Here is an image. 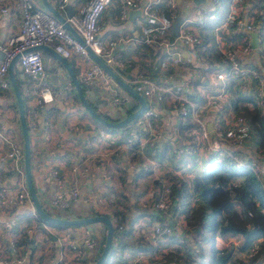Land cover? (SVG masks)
<instances>
[{"label":"built area","instance_id":"2783aa9c","mask_svg":"<svg viewBox=\"0 0 264 264\" xmlns=\"http://www.w3.org/2000/svg\"><path fill=\"white\" fill-rule=\"evenodd\" d=\"M112 1L114 2L115 0H84L73 12L66 16L65 20L78 34L81 39L80 42L67 31L62 22L48 11L39 8L35 0H15V6L18 8L20 18L18 30L9 34L5 41L0 42V51L2 52L0 56V91H3L5 96H10L12 93L7 75V67L11 59L16 54H19L16 59L17 65L26 80L25 90L29 89L31 92L28 104L24 106L25 124L33 156H38L42 162V166L40 167L42 170L40 174L42 176L38 177L54 180V188L48 199L41 198L40 194L35 190L41 208L52 216H56V212L59 209H65L69 213L72 203L79 199V189L74 185L68 187V180L76 184V182L90 173L93 169L92 166H97L94 162L96 158L108 160L111 153L117 150V148L113 146L112 137H105L101 131L96 135L97 132L95 130L80 131L76 126H73L74 128L69 130L68 127L71 125L70 121H68L59 132H64L65 136L69 133L73 136V149L66 151L61 148L60 140L62 139V133H59L58 141L55 140L53 143L55 147L50 153L51 156L55 155L56 159L43 152V148L45 147L42 146V142H46L49 136L54 137L50 131L53 125L48 120V116L43 118L41 126L38 125L37 118L43 108L42 102H53L54 94L44 71L39 50L29 49L39 45L50 47L65 59L73 55H79L84 58L88 63L84 67H78L77 75L81 85H89L95 77H98V86L103 92L108 107L117 113L125 112L127 109L132 108L133 105L127 99L121 87L103 72L98 64L90 59L86 47L103 59L131 87L135 90H137L136 88H140V94L145 99V103L146 99L150 97L159 101L166 94L168 102H175L174 111L178 117L175 129L179 128L178 126L182 124L183 120L192 123V126L189 129L184 128L185 130H182V133L185 135L186 133H195V138L200 143L197 154L198 160L201 156L204 157L203 154L206 155L209 152L216 153L220 157H226L234 166L248 167L261 180L263 168L260 167L258 162L250 161V164H246L239 159L241 155L232 152L240 146L246 147L248 145L244 135L247 119L241 110L238 112H226L224 105L228 104L227 99L229 97L234 95L235 98H239L241 90L252 86L253 91L251 94H253L255 106L259 109L264 108V75L260 74L255 67L249 66V61L246 58L252 51H256L264 66V47L259 46L263 42L261 34H264V0H250L251 2L248 3L250 7L244 12L241 10V5H245L244 0L242 4H239V0H227L226 5H222L223 0H209V8L204 12L194 16H187L184 19L181 18L177 34L175 36L171 35L172 38L167 37L166 34L170 29V20H174L176 17V0H152L142 6L139 4L140 0H118V18L120 20L126 19V8L141 7V24L144 29H142V35L139 38L137 36L132 37L131 35L119 34L113 36V39L105 40L99 36L98 20L103 10ZM66 4L67 0H55V8L58 11L63 10ZM164 4H166L169 12H167L168 16L167 14H160L161 7ZM8 10L9 6L5 4L0 5V17L7 15ZM239 13L240 15H238ZM222 14L224 16H221ZM204 15L208 16L203 17ZM195 27L201 29L210 27L211 30L208 33H210L211 38L208 40L202 39L200 34L195 31ZM251 33L257 36L255 44L259 47L252 45ZM236 35H241V38L239 41L234 42L236 40L234 36ZM132 40H142L144 43L158 48L167 56L169 64L175 70L171 68V71L166 72L158 81L144 77L139 72L136 64H132L127 74H125L122 71L125 64L115 58L111 50L117 44H124ZM211 44H214L216 51L220 55V62L223 68L200 73L196 71V68H200L202 62L208 58V48ZM182 50H187V52L192 54V62L186 61ZM238 55L239 57H237ZM189 64L191 65L188 66ZM174 78H177L179 81V86L176 89L170 84ZM198 81L199 83L219 81V84L216 85L215 92L212 94L204 90L205 93H198L200 100H196L189 97V94L194 92L195 89H198V91L202 90L201 84H198L199 87L193 90L191 88L193 85L196 86ZM70 85L71 83L66 81L65 86H67V90L71 88ZM210 87L212 88V86ZM36 89L39 99L34 94ZM247 100L249 99L247 98ZM248 103L251 104L250 102ZM239 104L242 105L243 103ZM14 105L13 102L9 101L5 107H0V161L9 160L12 178L15 180L19 178L20 182L17 184L19 189L14 195L5 198L0 197V204L4 203L6 206L22 204L23 202L30 204V221L24 227V230H22L20 237L22 235L32 236V233L35 232L39 225L44 228L47 235H52V241H57L59 238L62 241L63 239L67 241L63 247L54 243L60 251L52 256L50 264H58L59 261L63 262L62 264H92L98 256V250L103 243L99 228L83 230V234L79 237L81 241L80 245H84L87 250H95L97 252L95 259L91 260L87 259L79 247H77L79 246V241L77 243L71 237L70 228L67 227L59 230V227L42 223L35 213L27 189L22 181L24 177L23 156L19 134L13 132L11 129H6L2 124L17 118V109L16 105ZM209 107L215 111V116L210 123L212 128L210 131L207 129L203 118L204 111ZM148 109L147 107L143 112L145 115L152 113ZM141 117L136 120V123L139 122L138 125L140 127L149 130L147 132L149 137L148 144L143 146L156 148L154 142H157L159 139V132L157 130L152 132L145 124L146 120H142ZM262 120L264 121V116ZM143 132L138 131L136 132L137 135L133 137L118 133L121 135V138L115 141V146L123 147V145H127L129 148L134 149V152H142L143 146H140L142 142L140 141L139 143L137 136ZM78 140L82 142L83 149L76 147L75 143H78ZM219 140H223L225 144L223 145ZM180 143L182 146L179 147V153L188 151L186 145L188 141L181 138ZM128 147L125 146L126 150H130L133 153V150ZM85 148L86 150H84ZM202 148L206 149L205 152H202ZM250 150L242 154L245 157V161L248 157L252 156ZM144 153L147 155L145 151ZM144 153L142 152L144 159L149 163H153ZM118 155L117 152L113 157ZM204 161L203 170H206L210 165L206 159ZM59 169L62 170V175H59ZM79 172H81L78 176L79 179H73L75 174ZM81 176L83 177L80 178ZM153 179L156 182L154 188L145 191L136 202L140 205H146L149 213L133 224V232H135V236L139 242L142 240L143 242L151 243L154 247L156 245L167 247L166 251L160 253V264H179V259L177 261L175 252L177 243L176 241L170 242L167 238L173 235V237L180 241L178 235L175 234V230H180L185 221L181 222L182 212L178 202L176 204L170 197L172 180L162 175L155 167ZM115 197L114 194H109L106 196V199L103 197L102 192L97 191L91 201L93 204L91 210H98L99 214L106 215L110 223L113 224V230L115 228L117 232H121L124 229L120 223L122 208L111 204V201ZM84 199L87 200L86 197ZM193 202L194 198L191 200V203ZM109 204L112 207L110 209H108ZM71 215L73 214L71 213ZM8 225L10 228L12 223L9 222ZM97 231L99 232V238L96 235L93 238L91 233L96 234ZM40 233L41 235L43 234L42 231ZM39 240L42 245H50L44 239L40 238ZM140 244L143 245L144 243ZM229 247L231 255L236 246L230 245ZM258 248V241L253 242L249 246L246 256H251ZM10 249L13 260L9 259V257L5 259V256L1 253L0 264H10L11 261L16 264H22L23 257L17 256V247L14 245ZM170 252L172 254L168 256ZM145 255L146 251L132 253L122 251L121 254L118 248H113L106 253L102 264H113L115 261L118 264H147L144 261ZM243 255L245 256L244 253ZM63 256L66 257L65 263L62 261ZM166 256L168 257L166 258ZM122 257L126 261L123 260L122 262ZM112 259L113 263H111Z\"/></svg>","mask_w":264,"mask_h":264},{"label":"crops","instance_id":"0c3cea01","mask_svg":"<svg viewBox=\"0 0 264 264\" xmlns=\"http://www.w3.org/2000/svg\"><path fill=\"white\" fill-rule=\"evenodd\" d=\"M48 1L55 7V0H48ZM83 1L84 0H67V4L65 5L64 9L58 12L65 19L66 16L70 14L71 12H73ZM150 1L152 0H140L139 4L140 6H142L145 3L150 2ZM35 2L39 8L43 9L39 0H35ZM3 4L9 6V10H8L7 15L0 17V42L5 41V39L9 36V34L16 32L18 30L19 21H20L18 8L15 6V0H0V5H3ZM118 5H119L118 0H115L114 2L112 1L110 4L106 6V8L101 13L99 20H98L99 36L101 37V39H105V40L113 39V36L119 35V34L131 35L132 37L133 36L138 37L139 31L142 34V29H144V27L141 24V7L139 6L138 8H133V9L126 8V14H127L126 19L120 20L118 18V11H119L117 10ZM241 7H242L241 9L242 12H244L247 8L250 7V5L245 4L243 6L241 5ZM208 8H209V0H198L197 2H193V0H176L175 1L176 17L180 16L183 19L187 16H194L196 14L204 12ZM161 12H164V10L161 9ZM168 13H166L167 16H168ZM221 16H224V14H222ZM170 21H171L170 22V32H171V23L173 22V20H170ZM210 30H211L210 27L202 28V29L195 27V31L198 32L199 34H202L203 32L208 33ZM250 37H251V43L254 44V46H256L255 39L257 36H254V34L251 33ZM235 41H238V40H234V42ZM259 46L264 47V43L262 42V44ZM259 46H256V47H259ZM182 51H183V56L186 59V61L189 63L192 62L193 60L192 54L187 52V50H182ZM111 52L115 58L125 57L127 60L133 61L132 64H136L139 72L144 77L153 79L156 81L160 80L166 72L171 71V68H174L173 66L169 64V60L165 54H163L158 48L144 43L142 40H132V41H127L124 44H117L116 47L111 50ZM215 52L217 51L215 50ZM39 54L43 62V67H44V71L46 73L47 79L49 80L50 83L54 84V86L58 87L59 89L63 87L65 81H69L71 85L73 86V83L66 69H64L60 61L51 52L47 50L39 49ZM237 57H239V55ZM246 58H247V61L251 62L254 66H256L258 71L262 73V75H264V66L262 65L261 58L259 57L256 51H252ZM207 59L202 62L201 67L205 68L207 66V61L208 62L210 61L209 54H208ZM215 61L216 59L212 60V63ZM66 62L68 66L71 68V71L74 73L77 79H78L77 75H78V69H79L78 67L79 66L84 67V65L88 63L84 58H82L79 55H73L70 58H67ZM122 62L125 64V66L129 65L125 63L123 60ZM191 64H189L188 66H190ZM198 69L199 68H196V71H198ZM12 75H13V78L16 84L20 88L21 96L24 97L26 95L25 94L26 93L25 77L20 72L16 60L12 67ZM98 79H99L98 77H95L91 81V85L89 84L88 86H89V91L91 92V96H94L97 100H101L102 96L98 93L100 90V87L98 86V81H99ZM178 82H179L178 79L174 78L170 82V84L176 89L178 88L177 87ZM202 83L204 82H200V83L199 81L197 82V84H202ZM81 87L83 88L84 92L87 91L86 87L83 84L81 85ZM138 89L139 91L138 90L137 91L140 93V88ZM263 90H264V86H263ZM194 92H196L197 94L201 92L205 93L201 89L200 91L196 89L194 90ZM214 92H215V87H212L210 93L212 94ZM126 97L132 103L133 107L137 106V102L133 97L129 95H126ZM59 99H60L59 97L56 98V102L53 103L55 104L54 106L45 105L39 112V115L37 118L38 125L41 126L42 125L41 121L43 120L44 117L46 116L53 117L54 115L58 114L57 112H60V115L58 114V118L56 119L57 122L53 124L55 131H51V134L54 135V137L49 136V139L45 142V146H44L45 148H43V152L48 155H50L51 151L55 147L53 143L55 142V140H57L59 136L58 131L62 128V126L66 122L74 121L77 124H82V125L87 124L90 126H93V125L95 126V124L92 122L93 118H91L88 115V113L85 112L76 101L74 102L69 101L71 104L69 107H66L65 109L60 104L61 100ZM149 99H150L151 106L156 113V118H153L149 121V128L151 131L157 130L159 132L160 137L157 140L156 144H158V146L160 147L162 151L166 150V153H163L164 157L163 158L161 157V159H155L144 153L145 156L150 158V160H152L153 163H149L148 161L144 159L142 155H139V156H135V157H138L136 161L139 164L138 166H136V162L133 161L131 157H129L127 154L120 153L118 156L112 158V162L109 165L107 164L106 161L105 163L101 161V163L98 166L96 167L92 166L93 170L90 176L85 177L84 179H82V181L81 180L78 181L80 183L78 187L79 188V199L72 203V209H70L72 211L73 217L85 218L86 211H87L86 209L91 207V204H90V201L88 203L82 202L81 198L89 196V200L92 201L93 189L95 188L103 189L104 195L114 194L116 196L117 194L118 198L120 199L125 198V196H127V198L130 196L137 197L138 192L136 189L133 192L132 191L133 188L137 186H141V187L148 186L152 182V179H153L154 167L157 168L158 171L164 172V173L165 172L168 173V166L170 167L169 170L171 171L179 167L176 161L172 162L173 164L172 163L167 164L168 163L167 158L170 157V155L168 154L169 153L168 148L170 150L172 149L171 148L172 145L174 147H178L182 145L180 143L179 137L175 133V128H173V126L170 125L169 123V119H171L172 124H177L178 117L176 116L174 109L171 108V106H169L170 102L167 101L168 100L167 95H165V100L162 102H157L156 100H154L153 97H150ZM149 99H146V102ZM0 103L3 104V100L0 99ZM91 104L95 106L96 107L95 110L97 109V111L100 113H104L107 110L105 107L98 108L96 104L93 102H91ZM236 106L240 107L243 105L236 104ZM63 113L64 115L62 117L61 114ZM111 114H113V112H111ZM259 114L262 117L264 116V108L259 109ZM214 116H215V111L212 110L210 107L204 111L203 118L208 127H209V124L211 123V120L214 118ZM2 124L5 127H8L9 129H11L13 132H16L20 135L19 125H18L19 124L18 115H17V118L14 119L13 121H10V122L6 121V123L4 122ZM247 126L248 124L246 122L244 135L246 137V142L248 143V145L246 147L240 146L236 148L238 151L243 152V154L246 153V151L251 149L252 147L250 139L247 138V136H249ZM123 128L125 131L130 132L132 130V125L128 124ZM178 130H181V129L178 128ZM61 137H62L61 140H63L64 144L69 142L70 138L68 136L61 134ZM174 150L176 149L174 148L173 151ZM145 152L149 153L148 151H146V148H145ZM203 156L204 158L209 157V153H206V155L203 154ZM259 156H260V153L257 151H254L252 152V156L250 158L248 157L246 160H249V161L252 160V161H256L259 163V165L263 168V173L261 176L263 179L264 178V160H262V158L261 160L258 159ZM50 157L55 158V155L54 156L50 155ZM113 159L118 164L121 162L118 173L113 172ZM128 159L131 160V163L128 162ZM211 159L212 158L209 157L210 161H212ZM41 166H42V162L39 163L38 156L31 157L30 172H31L34 190H36L40 194L41 198L48 199L49 195L51 194V191L54 188V180L46 179L43 177L42 178L38 177V176H42L40 174V172L42 171L40 168ZM209 168L206 170H203V169H200V167H198L196 168L195 174H201L209 170ZM22 181L24 182V178L22 179ZM19 182H20L19 178L17 180L12 178V173L10 172V169H9V160L5 159L3 161H0V197L5 198V197H11L12 195H14L15 192L19 189L17 185ZM124 185L125 187H123ZM129 190L132 191L133 193H131ZM233 204L235 203L232 202V205ZM129 206L127 207L125 206L127 211L129 210L128 209ZM129 213L135 214V212H131V211H129ZM68 215L69 213L67 212V210L65 211L64 209H59L56 212V216H59V217H68ZM30 217H31L30 204L27 202H23L22 204H16V205L13 204L11 206H6L4 203L0 204V223L2 221H7V222L12 223L10 227L11 231H10V228L8 229V232H6L5 229H0V254L2 253L4 256L10 255L9 258L13 257L12 253L10 252L11 251L10 242H12L13 240L14 242L17 241L20 244L19 246L15 244L14 245L17 247L16 254L19 257H23L22 264H26L28 260L27 257L29 255V252L33 258L40 256L43 261L42 264H50L52 256L57 253V248L54 247L51 250L50 248L47 247V244L46 245L40 244L39 239L41 236L40 232L42 230L39 227H37L35 232L32 233V236H30L33 242L35 241L33 250L30 251L26 245L21 246V243H20L21 238H19L20 230L23 229V227L25 226V223L30 221ZM87 226L88 225L86 226L81 225V227L78 226V227H75L74 229H71V237L74 238L77 241V243L78 241H80L79 237L81 236L82 231L88 229ZM96 226H98V224L96 223L92 225V227H96ZM98 228L101 229L100 226ZM95 235L99 238L98 231L96 232ZM220 238H221L220 236H216L214 238V244H216L217 241H221L219 240ZM125 241L128 244H131L132 247L134 248L125 247L124 251H127L129 253L146 251V255L144 256V261L147 264H160V253L162 251L164 252L167 250L166 246L161 247V246L156 245L154 247L149 242H145L143 246L140 244L139 241H137L136 236L134 235L132 236L131 234L130 236H128V238ZM81 247L83 249L82 252L85 257L91 260L95 259L96 257L95 250H86L85 249L86 247L84 245H81ZM10 264H16V263L11 261Z\"/></svg>","mask_w":264,"mask_h":264},{"label":"trees","instance_id":"16d2710c","mask_svg":"<svg viewBox=\"0 0 264 264\" xmlns=\"http://www.w3.org/2000/svg\"><path fill=\"white\" fill-rule=\"evenodd\" d=\"M226 1L227 0H223L222 5H226ZM249 2L251 1L249 0ZM118 8L119 6H117V10H119ZM161 9L166 13L168 12L167 7L164 5ZM164 12H161L160 10V13L166 15ZM141 35L142 34L139 31L137 38L141 37ZM166 36L172 38L170 29ZM200 36L204 40L211 38L210 33L205 32L200 34ZM234 37L239 41L241 35H236ZM215 50L214 44H211L208 48V54L210 55V53ZM117 59L121 61L123 60L125 63L129 64L122 70L124 73H127L132 66L133 61L127 60L125 57H118ZM248 65L256 68L251 62H249ZM218 68H223V65L220 62V55L213 63L212 60L209 62L207 61V66L205 68L200 67L198 72L204 73L205 71ZM201 85L203 89L206 86L205 83H202ZM252 91V86L250 88L246 87L240 91L239 97L242 96L248 98L249 100L247 101L255 106V103L253 102V94H251ZM189 97L200 100L196 92H191ZM235 99L237 98H235L234 95L229 97L227 99L228 104L231 106L232 104L235 105V109L233 108L234 112L241 110L242 113H244L248 121V135L250 136H247V138L250 139V141H253L257 146L256 149H258V152L260 153V158L258 157V159L261 160L262 158V160H264V121L259 114V108L255 106L250 109L245 105L237 107ZM101 115L102 117L109 119L106 114L101 113ZM191 126V122L183 120L182 124L178 127L181 130H185L184 128L189 129ZM107 128L110 129L112 127ZM250 131L252 132L251 134ZM154 144L156 148L146 146V151L149 152L147 155L155 159L163 158V153H166V151H162L156 142H154ZM188 145L191 147L189 140ZM192 146L195 147L196 144L192 143ZM232 152L241 156L243 154V152L236 151V149ZM168 154L177 156L176 151L169 152ZM217 155L218 154L216 153L209 152V157L212 158L209 170L201 174H195L188 179V182L181 177H170L172 180L170 197L176 204L178 202L185 224L181 226L180 230H175V234L178 235L180 241L173 237V235L168 236L167 239L170 242L176 241L177 246L183 249V252L176 254L177 261L179 259V264H226L230 257V247L217 248L214 244V238L216 236L222 237L225 234L236 235L242 238L241 245L238 246L236 250L241 252L242 255L244 253L249 263L240 262L239 264H264V178H261L260 180L248 167L234 166L226 157L222 156V158L218 159ZM30 156H32V154H30ZM236 179H238L237 182ZM193 198L194 202L191 203ZM232 202H237L239 205L241 210L239 215L233 210L231 206ZM128 209L131 212H135V214L128 213L125 216V214L121 212V217L123 223L127 226V230L125 229L121 232H117L114 228L110 250L113 248H134L125 240L130 235L131 224L134 219H136L137 216L146 213V209L144 207L133 205L129 206ZM39 221L47 225H53L56 227L61 226L60 224L44 221L41 218H39ZM255 241H258L259 248L251 256L247 257L246 253L249 246ZM20 243L21 246L26 245L30 251L34 248V242L29 235H22ZM15 245L19 246L20 244L17 242ZM171 254L172 252L168 253V256H171ZM183 255L184 257L187 256L189 260L183 258L184 262H181L180 258ZM168 256H166V258ZM259 256H262L261 258H263L260 262L257 261ZM27 258L28 260L26 264L43 263L40 256L33 258L30 252ZM235 264H238L237 260L235 261Z\"/></svg>","mask_w":264,"mask_h":264},{"label":"rangeland","instance_id":"374dc122","mask_svg":"<svg viewBox=\"0 0 264 264\" xmlns=\"http://www.w3.org/2000/svg\"><path fill=\"white\" fill-rule=\"evenodd\" d=\"M240 2H239V4H242V1L243 0H239ZM245 1V4H248L249 3V0H244ZM164 6L166 7V4H164ZM249 8H247L246 10H248ZM241 14H243V13H241ZM264 14V13H263ZM238 15H240V13L238 14ZM208 15H204L203 17H207ZM243 16H244V14H243ZM242 16V17H243ZM261 38H262V40H263V43H264V34H261ZM115 48V47H114ZM218 59L219 58V54H218V52H215V51H213V52H211L210 53V55H209V59L210 60H215V59ZM208 60V59H207ZM109 76V75H108ZM110 77V76H109ZM9 79V78H8ZM49 81V80H48ZM10 82V81H9ZM25 82H26V80H25ZM219 81H214L213 83H207V82H204L205 84H207L206 86H205V88L203 89L202 88V90H204V91H208L209 93H210V91H211V88H210V86H212V87H216V85H218L219 83H218ZM50 83V82H49ZM80 84H81V82H79ZM98 83H99V81H98ZM51 85V87L53 88V94H54V100H53V102H51V103H44V102H42V105H43V107H44V105H55V104H53V103H55L56 102V98L57 97H59L60 99L59 100H61V105H62V107L63 108H65L66 109V107H69L70 106V102L69 101H76L81 107H82V109L85 111V109L83 108V106L79 103V101H78V99H77V96H76V92H75V89H74V87L72 86V85H70L71 86V88L70 89H68L67 90V86H65L66 85V81L64 82V85H63V87L61 88V89H59L58 87H56V86H54V84H52V83H50ZM90 85H91V83H90ZM193 85V84H192ZM209 85V86H208ZM11 86V85H10ZM177 86H179V82H178V84H177ZM197 87H199V85L198 84H196V86L195 85H193V86H191V88H192V90L193 89H195V88H197ZM138 91H139V89L138 88H136ZM136 90V91H137ZM196 90V89H195ZM32 91V90H31ZM137 91V92H138ZM11 94H10V96H5L3 93V91H0V99L1 100H3V104H1L0 103V107H5L6 106V103L7 102H9V101H11V102H13L14 104H15V99H14V95H13V91H12V88H11ZM30 90L29 89H27V91H26V95L23 97V96H21L22 97V101H23V105L25 106V104H28V100H29V98L31 97V95H30ZM34 94L37 96V89L34 91ZM101 96H102V99L104 100V102H105V105H106V108H107V110L106 111H109L110 113L111 112H113V113H115V111H113V110H111L109 107H108V105H107V103H106V100H105V98H104V95H103V92L101 91V94H100ZM124 96H125V94H123ZM127 95V94H126ZM165 95L166 94H164V96H163V99H161V100H159V101H157V102H162V101H164L165 100ZM142 96V95H141ZM198 96H199V94H198ZM33 97V96H32ZM225 97V96H224ZM223 97V98H224ZM37 98H38V96H37ZM39 99V98H38ZM41 100V99H40ZM59 100H57V101H59ZM24 102H25V104H24ZM235 102H236V104H239V103H243L242 105H245V106H247L248 108H250V109H252L253 107H255V106H253L252 104H249L248 102L249 101H247V98L246 97H242V96H240L239 98H237V99H235ZM244 102H247V103H244ZM161 104V103H160ZM175 104V102H170V104H169V106H171V108H173L174 109V105ZM60 105V106H61ZM232 106H233V108L235 109V105L234 104H232ZM232 106L230 105V104H226V105H224V108H225V111L226 112H230V111H234V109L232 108ZM94 108H96L95 106H93ZM137 106H135V107H132V108H129V109H127L125 112H120L119 114H120V116H119V118H122V117H124V116H126L128 113H130V112H132L133 110H135V108H136ZM149 108L148 110H150L152 113L151 114H148V115H145L143 112L145 111V109L146 108ZM97 110V109H96ZM86 112V111H85ZM59 115H60V112H57ZM100 113V112H99ZM58 114H56V115H54L53 117H51V116H48V120H50V122H51V124L53 125L54 123H56L57 122V118H58ZM143 114V115H142ZM63 115H64V113L63 114H61V116L63 117ZM89 115V114H88ZM90 116V115H89ZM140 116H142L141 117V119L142 120H146V125L149 127V121L151 120V119H153V118H156V113H155V111L153 110V108H152V106H151V103H150V99L145 103V107H144V109H143V111L140 113V114H138L135 118H133L132 120H130L129 122H127L126 124H124L123 126H121V127H117V128H110V129H108L107 128V126H103V125H101V124H99L95 119H93V123L95 124V126L93 125V126H90V125H87V124H77V123H75L74 121H70V127H68L69 128V130L70 129H72V128H74L73 126H76V127H78L79 128V130L80 131H84V130H95L97 133H96V135H98L99 134V131H101L103 134H104V136L106 137V136H109V137H112V139H113V146L115 147V148H117V150H115L113 153H111V155H110V158L108 159V160H106L105 158H96L95 159V165H99L100 163H101V161H103V163H105V161L107 162V164L109 165V164H111V162H112V158H113V155L115 154V153H117L118 152V154H127L129 157H131L132 159H133V161H135L136 162V166H138L139 164H138V162L136 161L137 159H138V157H135V156H139V155H142L143 156V154H142V152L144 153V151H145V148H146V146H143V145H147L148 144V141H149V137H148V135H147V132L149 131V130H146V129H144V128H142V127H140L139 125H138V123L139 122H137L136 123V120L140 117ZM91 117V116H90ZM92 118V117H91ZM119 118H117V119H119ZM95 120V121H94ZM246 122H248V121H246ZM169 123H170V125H172L173 126V128H176L177 127V125L176 124H172V120L171 119H169ZM132 125V130L130 131V132H128V131H125L124 130V128L123 127H125L126 125ZM207 125V124H206ZM248 127V126H247ZM6 129H9V128H7L6 127ZM207 129L210 131L212 128H211V124H209V127L207 126ZM50 131H55V128H54V126H53V128L52 129H50ZM138 131H144L143 133H140V135L139 136H137V139H138V141H139V143H140V141L142 142L141 143V145L140 146H143V148H142V152H140V151H136V152H134V149H132V148H129L127 145H123V147H117V146H115V141L116 140H119V138H121V135L120 134H118V133H122V135H125V134H127V136H129V137H133L134 135H137V133L136 132H138ZM153 132V131H152ZM58 133H62V134H64V132H59L58 131ZM175 133L177 134V136L179 137V140L182 138V139H184V140H186V141H190V145H191V147L188 145V144H186L187 145V147H188V151H185V152H182V153H179V147L180 146H178V147H174L173 145L171 146V148L172 149H170L169 150V148H168V151L169 152H174V151H177V156H172L171 154H169L170 155V157H168L167 158V160H168V163L167 164H169V163H172V162H174V161H176L177 160V163H178V165H179V167H177L176 169H173V171H171V170H169L170 169V167L168 166V173L166 174V172L164 173V172H161V174L162 175H164L165 177H167V178H169L170 179V177H174V176H176V177H181V178H183V180H186V182H188V179H190L192 176H194L195 175V171H196V168H198V167H200V169H203V167H204V163H205V159L209 162V165H211V162L212 161H210L209 160V157H206V158H204V157H202L201 156V158L198 160V157H197V154H198V147L197 146H199L200 145V143L199 142H197V140H196V138H195V133L194 132H191V133H186V135L185 134H183L182 133V131L181 130H178V129H175ZM252 132L250 131V134H251ZM66 136H68L70 139H69V142L68 143H66V144H64V142H63V140H60V146H61V148L62 149H64V150H66V151H69V150H72L73 149V136H71V134L69 133L68 135H66ZM67 138V137H66ZM188 139V140H187ZM79 142L78 143H75L76 144V147L77 148H81V149H83L82 148V142L80 141V140H78ZM220 141V143H222L223 145L225 144V142L223 141V140H219ZM19 142H20V146H21V150H22V143H21V136L19 135ZM192 143H194V144H196V146L195 147H193L192 146ZM176 145H177V143H176ZM42 146H45V142H42ZM125 146L126 147H128L129 149H132L133 150V153L130 151V150H126V148H125ZM182 146V145H181ZM251 150H250V152H254V151H257L258 152V149L256 150V145L253 143V141H251ZM92 147V146H91ZM176 149V150H174L173 151V149ZM29 150H30V154H32V156H30V159H31V157H33V152L31 151V146H30V142H29ZM84 150H86V148L84 149ZM205 148H202V152H205ZM166 151V150H165ZM100 157V156H99ZM115 157V156H114ZM217 158L218 159H220V158H222V157H220V156H218L217 155ZM172 159V160H171ZM190 161H189V160ZM239 159L242 161V162H244V163H246V164H250V161L249 160H246L245 161V157L244 156H239ZM128 162L129 163H131V160L130 159H128ZM39 163H41V160H39ZM120 164H121V162L118 164V163H116L115 161H114V159H113V172L114 173H118V171H119V167H120ZM173 164V163H172ZM9 166H10V163H9ZM195 166H196V168H195ZM198 166V167H197ZM9 169H10V167H9ZM93 170V169H92ZM92 170L90 171V173L87 175V176H90V174L92 173ZM82 171V170H81ZM23 172H24V169H23ZM58 173H59V175H62V170H58ZM80 173L81 172H79V173H77V174H75V176L73 177V179L75 178V179H79L78 178V176L80 175ZM30 175H31V172H30ZM84 176V175H83ZM83 176H81L80 178H82ZM87 176H84L82 179H84L85 177H87ZM153 177H154V175H153ZM24 178V177H23ZM46 179H50V178H46ZM82 179H80L81 181H82ZM238 181V179H236V182ZM31 182H32V185H33V181H32V177H31ZM56 182V181H55ZM24 185H25V187H26V184H25V178H24ZM57 183V182H56ZM79 182H76V184L74 183L73 184V182L71 181V180H68V187H72L73 185L76 187V188H78L79 187ZM155 184H156V182H155V180L154 179H152V182L148 185V186H146V187H141V186H137V187H134L133 188V192L135 191V189L137 190V192H138V196L137 197H134V196H130V197H128L127 198V196H125V198H118V195L116 194V197L114 198V200L113 201H111V204H114V205H116L117 207H121L122 208V212L125 214V216H126V214H128L129 213V210L127 211L126 210V208H125V206L127 207V206H139V207H144L145 209H146V213H144V214H142V215H140V216H137L136 217V219H134V221L132 222V224H131V229H130V234L133 236H135V232H133V224L135 223V222H137L140 218H142L144 215H147L148 213H149V209H148V207L146 206V205H140V204H137L136 202H137V200L139 199V197L145 192V191H147L148 189H151L152 190V188H154V186H155ZM123 187H125V185L123 186ZM34 188V187H33ZM132 188V187H131ZM27 189V188H26ZM79 189V188H78ZM72 191V190H71ZM97 191H100V192H102V194H103V189H100V188H95V189H93V195H95L96 194V192ZM130 191V190H129ZM132 191H130L131 193H133ZM28 192V191H27ZM29 194V193H28ZM106 196H108L107 194L106 195H104L103 194V197H105L106 198ZM30 198V197H29ZM86 198H87V200H85L84 199V197L83 198H81V201L82 202H85V203H88L89 201H90V204H91V207H89V208H87L86 210V216L85 217H89V216H93V215H103V216H106V215H104V214H99L98 213V210H95V211H93V210H91V208H93V204H92V202H91V200H89V196H86ZM112 198H113V195H112ZM134 198H136V199H134ZM107 199V198H106ZM70 200V199H69ZM72 201V200H71ZM30 202H31V200H30ZM123 203H124V205H123ZM233 203H235V204H233V205H231L232 206V208H233V210L234 211H236L237 213H238V215L241 213V210H240V207H239V205L237 204V202H233ZM32 204V203H31ZM235 207V208H234ZM110 208H112L111 207V205L109 204L108 205V209H110ZM70 209H72V205L70 206ZM65 210V209H64ZM71 213H72V211L70 210L69 211V215H68V217H63V218H65V219H77V218H79V217H73L72 215H71ZM38 216V215H37ZM39 217V216H38ZM59 217V216H58ZM107 217V216H106ZM233 217V216H232ZM83 218V217H82ZM108 218V217H107ZM181 222L183 221L184 222V217H183V215H182V217H181ZM98 224V226H96V227H92V225L93 224ZM120 223H121V225L123 226V230H127V226L123 223V219L121 218V220H120ZM2 224V225H1ZM7 224V225H6ZM9 222H7V221H2L1 223H0V229H5V231L6 232H8V228H9ZM29 224V222H27V223H25V226L26 225H28ZM81 225H84V226H86V225H88L87 226V228L88 229H92V228H98L99 226L101 227V232H103V234L101 235V240H103V238H104V233H105V224L103 223V222H101V221H93V222H89V223H85V224H75V225H61L59 228V230H63V229H65V228H70V229H74L75 227H81ZM112 226H113V224H111ZM24 226V227H25ZM24 227H23V229L22 230H24ZM38 227L42 230V235L40 236V238L43 240H46L47 242H49L50 243V245H48L47 247L48 248H50L51 250L54 248V247H56L57 248V246L54 244V243H57L58 244V246H60V247H63L64 246V244L67 242L65 239H63V241L61 240V238H59L57 241L56 240H54V241H52L53 240V237H52V235H47V233L44 231V228L42 227V226H39L38 225ZM22 230H20V234H21V232H22ZM10 231H11V228H10ZM100 232V233H101ZM82 234H83V231H82ZM92 234H94L95 235V233H93L92 232ZM130 236V235H129ZM19 238H21L20 237V235H19ZM136 239H137V241H138V238L136 237ZM178 240V239H177ZM219 240H221V241H217V243L215 244V247H217V248H221V247H227V248H229V246L231 245H233V246H236V248H234L235 250H234V252L230 255V257L228 258V261L226 262V264H233V263H235V261L237 260V262H238V264L240 263V262H247V263H249V261H248V259L244 256V255H242L241 254V252H238L236 249H237V247L238 246H240L241 245V241H242V238H239V237H236V236H233V235H225L224 237H221ZM16 241V240H15ZM37 241V240H36ZM179 241V240H178ZM59 242V243H58ZM100 242H102V241H100ZM226 242H228V243H226ZM140 243H145V242H143L142 240L140 241ZM14 244H16L13 240H12V242H10V246L11 247H13L14 246ZM223 244H225V245H223ZM42 245V244H41ZM79 246H81V245H79ZM79 246H77V247H79ZM143 246H144V244H143ZM177 247V249L175 250V252H176V254H180V252H183V249L181 248V247H178V246H176ZM79 249L82 251L83 249H82V247H79ZM86 249V248H85ZM60 250L57 248V252H59ZM100 251H101V248H99V250H98V253H100ZM119 251H120V253L122 254V251H124V248H120L119 249ZM230 252V251H229ZM264 252V251H263ZM81 253V252H80ZM97 253V252H96ZM114 253V252H113ZM10 255H6L5 256V259H7V257H9ZM18 256V255H17ZM54 256V255H53ZM19 257V256H18ZM262 256H259L258 257V262H260L261 260H263V258H261ZM87 258V257H86ZM183 258H187L188 260H189V258L187 257V256H185L184 257V255L180 258V261L182 262L183 261ZM9 259H11V260H13V257L12 258H9ZM65 259H66V257H64L63 256V258H62V261H64V263H65ZM88 259V258H87ZM123 260L124 261H126V259H123V257H122V262H123ZM51 262V261H50ZM184 262V261H183ZM63 262H61V261H59L58 262V264H62ZM71 263H72V261H71ZM111 263H113V259H112V262ZM113 264H118V262H116L115 261V263H113Z\"/></svg>","mask_w":264,"mask_h":264},{"label":"water","instance_id":"95a60500","mask_svg":"<svg viewBox=\"0 0 264 264\" xmlns=\"http://www.w3.org/2000/svg\"><path fill=\"white\" fill-rule=\"evenodd\" d=\"M198 0H193V2H197ZM41 6L44 10L48 11L52 16H54L56 19H58L60 22H62L63 26L78 40L81 42L80 37L78 34L73 30V28L70 26V24L59 14V12L56 10V8L48 1V0H39ZM181 20L180 16H177L173 22L171 23V35L175 36L177 34V28L179 25V22ZM254 46V44H252ZM29 49H43L51 52L61 63V65L66 69L67 73L70 76V79L73 83L77 99L79 103L83 106L85 111L93 118L95 119L99 124L107 127L117 128L121 127L133 118H135L138 114H140L144 107H145V99L141 96L139 92H137L133 87H131L128 82H126L124 79L120 78L100 57H98L96 54H94L88 47H86V51L90 58L100 66V68L105 72L107 75L111 77L112 80L116 84H118L122 91L133 97L137 102V107L132 112L128 113L126 116L119 118L120 114L115 112L111 114L109 111H105L104 114H106L109 119H106L102 117L101 113H99L91 102L95 103L98 108L105 107V102L103 99L97 100L94 96H91V92L89 91V86L86 85L87 91L84 92L83 88L81 87L78 79L75 77L74 73L71 71V68L68 66L66 59L60 56L58 53L53 51L50 47H46L43 45L34 46ZM28 49V50H29ZM2 55V52L0 51V56ZM19 54H16L11 61L8 64L7 67V75L10 81V85L13 91L14 99H15V105L17 109V115H18V125L20 130V136H21V143H22V156H23V169H24V178H25V184L27 191L29 193V197L32 203V206L35 210V213L44 221L54 223V224H60V225H75V224H85L93 221H101L105 224V233H104V239L101 246V251L98 255V257L94 260L92 264H102L106 253L110 250V244H111V238L113 233V226L111 225L109 219L106 216L103 215H93L85 218H77V219H65L63 217L58 216H52L47 214L40 206V203L37 199V195L35 193V190L33 188L32 182H31V175H30V150H29V137L28 132L25 124V117H24V105L21 97V91L19 86L16 84L13 75H12V67L17 59ZM102 90H99V94H101ZM97 100V101H96ZM107 109V108H106ZM119 118V119H117ZM103 232H101V235ZM91 236L94 238L95 235L91 233ZM79 244H81V241H79ZM87 250V249H86Z\"/></svg>","mask_w":264,"mask_h":264}]
</instances>
